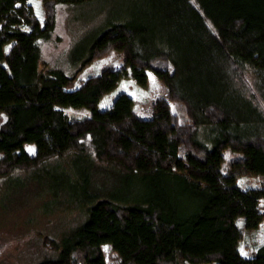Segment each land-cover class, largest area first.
<instances>
[{
    "label": "trees",
    "instance_id": "obj_1",
    "mask_svg": "<svg viewBox=\"0 0 264 264\" xmlns=\"http://www.w3.org/2000/svg\"><path fill=\"white\" fill-rule=\"evenodd\" d=\"M98 1L41 0L39 25L25 0H0V178L74 154L138 186L129 198L92 195L30 264H106L104 244L117 264H264V245L249 257L238 249L264 224V0H132L88 41L82 29L66 34V9ZM113 51L135 84L151 72L163 86L148 118L123 93L97 110L123 76L111 66L65 90ZM67 107L89 115L68 117ZM200 127L215 133L211 146L196 139ZM240 176L259 187L242 189Z\"/></svg>",
    "mask_w": 264,
    "mask_h": 264
},
{
    "label": "rangeland",
    "instance_id": "obj_2",
    "mask_svg": "<svg viewBox=\"0 0 264 264\" xmlns=\"http://www.w3.org/2000/svg\"><path fill=\"white\" fill-rule=\"evenodd\" d=\"M40 1L24 2L39 25L43 17ZM131 1L101 0L71 6L65 11V33L71 35L82 29L84 41H88L97 32V28L106 25L108 16L124 10ZM8 46L6 44L2 47L3 53ZM104 66L113 67L123 76L117 87L102 97L97 110L108 108L113 99L123 93L132 99V109L143 118H148L152 103L163 98L165 90L151 72L146 73L145 86L135 84L129 77L128 69L123 66L119 52L113 51L102 59L93 60L65 90L77 88L86 79L97 75ZM169 109L178 121L185 120L181 104L169 102ZM62 112L75 118L89 115L83 108L67 107L62 108ZM3 120L4 116L0 114V123ZM214 137L215 133L207 127L198 128L196 133V139L206 146H211ZM23 151L32 155L34 146H23ZM223 157L235 159L239 155L224 151ZM121 173L90 157L69 154L63 158H49L29 169H14L8 176L0 178V264H30L43 257L48 252L42 246V238L58 240V235L80 221L83 205L92 195H97V198L113 196L120 199L136 194L137 183L126 180ZM236 183L242 189L259 187V179L255 176H240ZM259 206L264 210L260 201ZM242 222V218L235 220L238 227L242 226ZM263 245L264 224L259 223L256 229L243 232L238 249L243 257H249ZM100 248L106 264L118 263L109 245L104 244Z\"/></svg>",
    "mask_w": 264,
    "mask_h": 264
},
{
    "label": "crops",
    "instance_id": "obj_3",
    "mask_svg": "<svg viewBox=\"0 0 264 264\" xmlns=\"http://www.w3.org/2000/svg\"><path fill=\"white\" fill-rule=\"evenodd\" d=\"M117 84H118V83H117ZM116 87H117V85H116ZM116 87H115V88H116Z\"/></svg>",
    "mask_w": 264,
    "mask_h": 264
}]
</instances>
